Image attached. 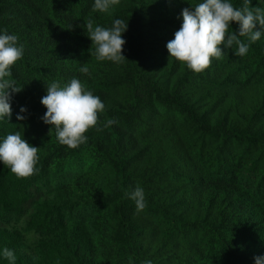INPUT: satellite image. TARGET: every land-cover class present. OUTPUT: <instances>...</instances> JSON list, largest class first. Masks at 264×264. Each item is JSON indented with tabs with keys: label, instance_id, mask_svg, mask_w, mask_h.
Returning <instances> with one entry per match:
<instances>
[{
	"label": "rangeland",
	"instance_id": "obj_1",
	"mask_svg": "<svg viewBox=\"0 0 264 264\" xmlns=\"http://www.w3.org/2000/svg\"><path fill=\"white\" fill-rule=\"evenodd\" d=\"M179 1L143 0L148 6L140 9L139 23L143 30V39H152L153 43L148 45V49L139 57L135 56L138 44L131 32L135 25L125 19L127 29L122 33L125 41L122 55L125 60L117 64L96 60L94 45L88 39L84 27L89 21L94 25L98 20L105 23L109 20L111 26L115 16L118 18L121 12L123 17H127V4L131 3V0H118L107 12H94L93 0H71L72 14L67 17L63 13V20L60 21L65 22L67 28L74 27L66 32L58 31V25L51 15L53 11L61 14L62 5L59 0H37L32 5H28L24 0H0V21L4 20L0 29L16 34L18 43L23 44L22 58L10 66L11 79L22 86V90L12 97V111L18 112L20 106L29 105L28 95L32 93L36 80L45 78L49 67H58L57 70L63 73L62 79L65 82L72 78V66L66 60L67 53L63 51L51 57L44 52L48 47L58 51L62 47L79 51L87 72L73 75L86 89L103 101L104 110L97 114L98 125L103 124L111 107L120 108L116 109L120 115L116 130L123 138L119 141L114 137L113 139L114 145H124L120 153L128 159L127 173L136 172L137 175L153 181L157 186L152 190L165 203L169 202L170 212L162 214V223L159 226L150 224L141 235L147 260L150 259L152 264H192L195 257L199 255V258L203 254L202 246L199 245L202 240L199 230L203 228H196L204 226L209 229L213 214L206 215L203 210L204 202L187 209L171 204L179 201L175 195L176 189L189 187L180 174L188 169L186 166L190 164L180 138L192 133L193 136H198V124H191L192 127L190 124H183L182 116L174 107L165 105L164 100L158 98L154 91L149 92L154 87L153 84L142 93L145 106L135 107L138 99L134 96L138 94L134 92L142 89L144 82L136 80V71L140 72L143 68V55L149 57V76L160 85L162 94H179L186 106L195 109L197 118L216 124L226 121L235 130L246 131L253 137L263 135L264 142V81L257 80L258 77L264 76V68L254 67L253 72L249 70L246 76L237 74L235 68L239 66L237 60L241 56L233 54L235 46L230 49L233 59L229 66L221 64L222 55L220 58H211L209 66L199 73L187 69L182 62L168 58L165 44L172 39L173 33L180 26L181 10L198 2ZM255 6L264 8L263 3L258 1H252L249 5ZM151 21L155 25H151ZM234 26H238L237 23L229 24L226 35L231 31L235 33ZM80 29L81 33L78 34ZM240 39L246 41L245 37ZM221 48L223 51V45ZM151 63L155 69L154 73H151ZM227 78L233 83H229ZM45 85L47 84H44V88ZM25 114L28 116L23 120L22 129L25 134L22 136L28 141L29 137L34 140V143L30 142L38 148V158L45 160V175L40 186L42 194L51 198L59 195L60 199L61 195L63 198L72 197L74 202L78 201L80 211L95 225L96 216L103 214L104 210L94 203L92 195L97 192L96 197L101 200L103 192L111 193L110 185L114 180L111 166L108 167L110 164L106 161L108 141L98 138L93 127L85 133L88 139L84 144L74 149L65 147L62 153L56 152V156L53 155L56 151L54 131H49L50 126L46 125L45 133L38 134L36 122L30 119L32 112L26 111ZM39 121L41 122L40 118ZM235 147L241 153V146ZM73 155L74 158L70 159ZM53 158L56 160H52ZM86 183L90 187L82 194V199H79L81 186ZM218 200L220 196H217ZM203 215H206V218H203ZM88 225L90 227V224ZM28 237L37 239L32 233H29ZM101 258L103 257L99 252H92L93 262ZM120 264H128L127 259Z\"/></svg>",
	"mask_w": 264,
	"mask_h": 264
},
{
	"label": "trees",
	"instance_id": "obj_2",
	"mask_svg": "<svg viewBox=\"0 0 264 264\" xmlns=\"http://www.w3.org/2000/svg\"><path fill=\"white\" fill-rule=\"evenodd\" d=\"M24 1L28 5L37 2ZM59 1L62 5L61 14L53 11L51 15L58 25V31L66 32L74 27L67 28L65 22L60 21L63 20V13L67 17L72 14L71 0ZM252 1L262 3L261 0ZM231 2L235 6H241L243 0ZM147 6L143 0H131V3L127 4V17H123L122 12L118 15V18L130 20L135 25L131 32L138 44L135 55L138 57L153 43L152 39H143V30L139 23L140 9ZM109 22L111 21L105 23L98 20L93 26L107 28L110 27ZM3 24L4 20H1L0 26ZM151 25H155L154 22L151 21ZM237 28L238 26H234L235 30ZM77 33H81V29ZM41 40L43 41V37ZM63 51L67 53L66 60L72 66L73 74L83 73L80 71L84 66L79 51L67 47H62L59 51L52 47L44 49L51 57ZM223 51L225 54L220 59L221 64L229 66L233 59L230 49ZM142 61L143 68L140 72L136 71V80L144 82L141 85L142 89L134 92L138 94L134 96L138 99L135 107L145 106L142 93L153 84L154 87L149 92L154 91L158 98L164 100L165 105L174 107L182 116L183 124H190L191 127V124L195 126L198 124V136H193L192 133L180 138L184 153H187L190 159V164L186 166L189 168L180 174L189 187L176 189L175 195L179 201L171 203L187 209L204 202L203 210L206 215L213 214L209 229L204 226L196 228H203L199 230L202 235L199 245L202 246L203 254L199 258V255L195 257L192 264H253V257L264 253L263 135L253 137L246 131L235 130L226 121L216 124L207 119L197 118L194 114L195 109L186 106L179 94L171 93L168 96L162 94L160 85L149 76V57L143 55ZM237 62L239 66L235 70L241 76H246L249 70L253 72L254 67L264 68V34L250 44L248 52ZM57 69L58 67H49L48 74L44 79L36 80L32 93L28 95L30 103L25 108L27 112H32L33 116H30V119L36 122L38 134L45 133L46 126L39 121L40 113L45 111L40 104V98L45 94L44 84L52 80L65 83L62 79L63 73ZM154 72L151 63V73ZM257 80L263 82L264 76L258 77ZM228 81L233 83L230 79ZM12 107L11 105V109ZM116 109L120 108H110L103 123L107 118H115L117 123L97 131L98 138L108 141L106 161L110 164L108 167L111 166L114 180L111 175L113 180L110 185L111 193L103 192L101 200L97 199V192L92 195L94 203L104 210L103 214L96 216L95 225H92L90 218L80 211L78 201L74 202L72 197L63 198L61 195L60 199L59 195L51 198L42 194L40 186L45 175L44 159L38 158L35 165L38 171L27 177H17L0 164V247L13 250L16 264H120L125 259L128 264H141L147 260L141 235L150 224L159 226L162 223V214L170 212L169 202L165 203L152 190L157 186L153 181L137 175L136 172L127 173L128 159L120 153L124 145H114L113 137L116 141L123 138L116 130L120 117ZM11 113L7 123H0V137L12 131L25 134L22 129L23 120L17 121L15 118L17 112L11 110ZM28 139L34 143L31 137ZM53 141L56 144L53 155L57 156L56 152L62 153L66 146L58 143L56 138ZM235 146H241V153ZM73 158L74 155L70 159ZM136 186L142 187L145 193L146 207L141 211H137L134 202L125 196L126 191ZM89 187L87 183L81 186L79 199H82V194L86 193ZM217 196H220L218 201ZM37 198L39 200H36ZM215 204L217 205L214 206ZM206 215H203V218H206ZM29 233L36 235L37 239H30ZM92 252H99L103 258L93 262ZM0 264H7V260H0Z\"/></svg>",
	"mask_w": 264,
	"mask_h": 264
},
{
	"label": "clouds",
	"instance_id": "obj_3",
	"mask_svg": "<svg viewBox=\"0 0 264 264\" xmlns=\"http://www.w3.org/2000/svg\"><path fill=\"white\" fill-rule=\"evenodd\" d=\"M264 3V0H261ZM118 0H93L92 10L107 12ZM251 0H243L241 6H235L231 0H198L179 14L180 26L173 33L172 39L165 48L168 58L182 62L187 69L199 73L211 63V58H220L225 54L223 49L235 46L233 54L244 56L251 43L259 40L264 34V8L249 7ZM230 22L238 25L235 33L229 30ZM87 37L94 45V55L98 61L120 63L125 60L122 46L125 41L122 33L127 29V21L115 18L110 27L93 26L92 21L85 25ZM240 37H245L241 40ZM23 56V44L18 43L16 34L0 29V123H7L12 115V97L22 90L14 79H11V67ZM81 72H87L84 67ZM45 109L40 117L44 125L54 131L58 143L74 149L84 144L88 137L85 133L95 127L102 131L117 123L115 118H107L102 125L97 124L98 113L104 110V103L99 96L85 88L76 77L65 83L57 80L45 85V94L40 98ZM27 109L20 106L16 120L22 121ZM37 147L30 145L20 131H12L0 137V164L17 177H27L38 169ZM125 196L134 202L135 209L141 211L146 207L145 193L142 187L136 186L125 192ZM7 264H16L12 249L0 247V260ZM141 264H152L144 260ZM253 264H264V253L253 257Z\"/></svg>",
	"mask_w": 264,
	"mask_h": 264
}]
</instances>
